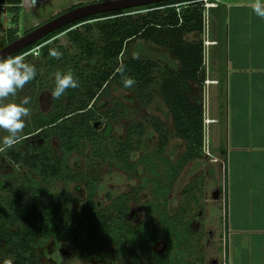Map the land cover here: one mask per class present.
<instances>
[{"label": "trees", "instance_id": "16d2710c", "mask_svg": "<svg viewBox=\"0 0 264 264\" xmlns=\"http://www.w3.org/2000/svg\"><path fill=\"white\" fill-rule=\"evenodd\" d=\"M179 1L185 0H164L146 5L152 9L136 16L124 14L129 9L83 16L9 55H23L37 69L36 77L24 87L49 83V74L69 69L79 78L80 85L67 90L77 92L76 105L64 106L63 95L52 98V108L46 113L35 114V129L23 133L18 142L23 144L29 134L42 131V134L59 138L61 152H56L50 143L24 153L12 147L6 149L11 160H22L39 177L25 175L17 187L13 180L0 179V187L7 191L6 195L0 193V264H5L6 260H11L12 264H44L43 247L67 240L74 243L80 255L104 260L108 264H201L200 261L205 264L204 236L200 228L193 225L197 214L192 211L200 207L199 202L186 195L185 201L175 210L169 208V187L172 188L186 162L203 154L204 143L203 100L192 85L202 86L204 83V41L200 37L187 38L190 33L198 36L203 32L204 6L202 0H191L182 4L179 10L168 5ZM21 2L0 0V16L9 11L11 22L17 23ZM77 24H82V28H74ZM64 30L73 51L49 40ZM17 37L16 29L9 27L2 44ZM137 37L168 48L179 60V67L160 68L154 60L139 57L121 59L124 48ZM34 47H37L38 56L31 52ZM51 47L59 48L63 55L50 57L48 50ZM83 61H90L91 67L85 68ZM121 64L125 66L123 73L116 71ZM156 69L160 77L159 96L171 114L173 135L186 141L183 152L172 160L165 152L170 133L162 124H157L158 141L150 153L159 158L154 160H159L162 166V180L172 179V184L166 183L159 190L140 187L109 193L107 201H95L100 177L97 166L114 162L130 178L141 174L144 169L147 176L149 160L144 158L150 153L141 152L136 156L146 133L141 122L131 125L125 136H117L114 141L109 139L114 124L106 123L98 133L100 130L96 120L92 119V108L100 104L99 96L103 91L110 85L121 84L126 76L135 79L133 88L142 100L145 89L154 82ZM54 83L55 79L51 82V89ZM144 100L151 101L146 96ZM85 139H89L92 145L87 154L81 151L86 154L87 166L93 173L84 171L87 199L80 203L79 197L68 188L54 191L43 181L80 179L84 172L68 169V154L75 148L85 147ZM141 163L143 166L139 168ZM135 205L141 207L137 209V212L141 211L139 218L133 215ZM182 206L183 212H180ZM191 235L196 236L197 241L194 242ZM195 251L196 261L187 256ZM227 253L226 241V262Z\"/></svg>", "mask_w": 264, "mask_h": 264}, {"label": "rangeland", "instance_id": "374dc122", "mask_svg": "<svg viewBox=\"0 0 264 264\" xmlns=\"http://www.w3.org/2000/svg\"><path fill=\"white\" fill-rule=\"evenodd\" d=\"M73 1L78 0H45L35 4H22L17 23L11 22V12H3L0 16V47L5 45L2 44V41L6 38L7 29L9 27L15 28L16 34L20 36L34 25L47 20L56 12L66 8ZM145 6L146 5L132 7L125 11L124 14L136 16L138 14H144L152 9ZM218 11L219 14H221V7ZM208 20H210L211 25L212 15H209ZM75 27L82 28V24H77L74 28ZM220 29H222V27ZM187 38H194V33L188 34ZM49 40H54L59 44L69 47L72 51L74 50V47L68 39L66 30L57 32ZM33 49L34 50L31 51L33 55L38 56L37 47H34ZM218 49V53L222 57V41L220 42ZM213 52H215L214 47H212V53ZM131 57L154 60L160 68L165 66L168 68L179 67V63L175 59L173 53L166 47L141 37L133 39L132 42L124 48L120 55L121 59ZM35 59L36 57L34 60ZM82 63L85 68L91 67L90 61H83ZM41 72H43V70H41ZM158 72L159 71L156 69L154 72V82L145 89L142 100L140 99V95L134 90L133 86L125 89L122 86V83L118 85H108V89L103 91L99 96L100 104L94 106V109L92 108L94 111L92 119H95V122H97V129L100 130L98 133H101V130L106 123H113L114 127L109 139L114 141H116L117 136H125L127 130H130L131 125L141 122L146 133L142 140L141 148L137 150V157L139 154L141 155V152L146 154L155 149L158 141L157 124H162L163 128H166L170 133L168 147L165 152L171 156L172 160H175L185 149L186 141L181 137L173 135L174 127L171 121V114L169 113L165 102L159 96L158 89L160 77ZM55 73L56 72L48 75V79H50L49 83L36 84L34 87H24L17 91L15 97L10 96L5 99V102H18L24 95L31 97L30 104L28 105L30 108V115L25 118V126L20 135L35 129V114L38 112L46 113L52 108L53 101L50 96V91L51 82L54 80ZM206 81L207 79L204 78L202 86L199 85V95L202 97L204 108V143L202 150V155L204 156H202V158L190 159L183 165L182 170H180L179 174L173 181L172 188L169 187V190H171L169 195V208L171 211L175 210L182 201H185L186 195L190 198L193 197V200L196 199L199 202L198 206L200 207L198 209L193 207V214H197L193 225L196 228H200L204 236L202 240L205 251V264H223L224 243L222 239L223 232L221 219L223 209L222 186L224 175L223 169L221 172L220 164L217 163L221 160L218 161L214 156L215 150L213 149L214 143L212 142L215 138L214 129L206 123L210 108L214 110V108H218L219 104L222 105L223 90L219 86L215 89H210L208 87L209 83ZM196 85L197 84H195V86ZM150 95L152 97H150ZM145 96L146 99H151L149 103L148 100H144ZM76 99V91L71 92L66 90V93L63 95L62 103L64 106H73L77 104ZM99 125L101 127H99ZM5 134V130H0V136ZM212 135L214 137L213 139ZM84 142L87 144L85 147L80 146L75 148L68 154L67 166L71 171H90L93 173L87 166L88 159L86 156L90 151V145H92V142L89 139H85ZM48 143L51 144L56 152H61L59 138L56 135L42 134V131H35L29 134L23 144L17 143L13 145L12 148L24 153L27 150L37 149ZM81 150H84L86 154ZM144 159L149 160L147 161L149 166L147 176L145 174L146 169H144L141 170V174L130 178L128 177L127 172L116 166V163L114 162L110 165L101 164L97 166L98 172H100V177L97 181L99 186L98 192L95 195V201H107L109 193L117 194L129 189L138 190L140 187H145L146 190H159L164 188V184H169L171 182L170 180L172 179H168L169 181L166 179L162 180L163 169L159 160H154L159 159L154 153H150L148 157ZM135 160H137V158H135ZM142 166L143 164L141 163L139 168H142ZM25 175H36L39 177L35 170L30 168V166L25 164L22 160L19 162L11 160L9 155L6 154V149L0 151V179L8 180V182L13 180L15 181V183L13 182V185H16L15 187H17ZM82 176L80 179L43 181V184H48L49 188L54 191L68 188L73 192L74 196L79 197V202L81 203L86 201L88 190L85 185V172ZM186 187L188 188L185 191L184 189ZM189 188L190 190H188ZM145 192L147 191L144 190V193ZM0 193L6 195L7 191L0 187ZM138 208L141 209L140 206H134L133 215H136V218L141 216V211L137 212ZM183 208L184 206L181 207L180 212H183ZM192 236L193 235H191V237ZM193 241H197L196 236H193ZM193 247L198 249L196 244H193ZM183 255L186 257L185 252ZM187 256L189 259L196 261V251L193 252L192 255L189 254ZM188 258L186 257V259ZM42 259L44 264H108V262L104 260L88 259L87 257L80 255L74 243L68 240L66 242L58 243L51 242L43 247ZM200 263L202 264V261H200Z\"/></svg>", "mask_w": 264, "mask_h": 264}, {"label": "crops", "instance_id": "0c3cea01", "mask_svg": "<svg viewBox=\"0 0 264 264\" xmlns=\"http://www.w3.org/2000/svg\"><path fill=\"white\" fill-rule=\"evenodd\" d=\"M248 3L219 0L206 7L202 1L204 30L194 35L204 41L208 87L223 90L222 105L210 108L207 121L214 129V156L221 160L217 163L224 175L221 224L227 236L226 264H264V18Z\"/></svg>", "mask_w": 264, "mask_h": 264}, {"label": "clouds", "instance_id": "9594fccd", "mask_svg": "<svg viewBox=\"0 0 264 264\" xmlns=\"http://www.w3.org/2000/svg\"><path fill=\"white\" fill-rule=\"evenodd\" d=\"M239 6V5H238ZM258 17L264 18V0H249L246 5ZM50 57L59 58L63 55L59 48L51 47L48 50ZM117 72L123 73L125 66L121 64ZM37 75L34 64L25 60L23 55H15L0 58V130H5L6 134L0 136V151L11 148L23 137L20 135L24 126L25 118L30 115L31 97L22 96L18 102L8 101V97H15L19 89ZM54 87L50 91L53 99H58L66 93L69 88H77L80 85L79 78L74 75L72 70L56 71ZM135 84V79L126 76L122 79L125 89L131 88ZM5 264H12L11 260H6Z\"/></svg>", "mask_w": 264, "mask_h": 264}, {"label": "water", "instance_id": "95a60500", "mask_svg": "<svg viewBox=\"0 0 264 264\" xmlns=\"http://www.w3.org/2000/svg\"><path fill=\"white\" fill-rule=\"evenodd\" d=\"M158 1L164 0H97L84 2L64 11L60 10L61 12H56L52 17L36 24L29 31L1 46L0 58L8 57L21 48L42 38L46 34L80 17L91 15L93 13L149 5ZM95 124H97V122H95Z\"/></svg>", "mask_w": 264, "mask_h": 264}, {"label": "built area", "instance_id": "2783aa9c", "mask_svg": "<svg viewBox=\"0 0 264 264\" xmlns=\"http://www.w3.org/2000/svg\"><path fill=\"white\" fill-rule=\"evenodd\" d=\"M190 1L191 0L179 1V2L170 3L168 5L169 6H175L179 10L181 8L182 4H188ZM202 1L204 2V5L206 7H209L210 4H212V6L217 5L219 0H202ZM21 4H35V0H22ZM208 41L209 40H207V39L205 40L206 43H208ZM208 118H206V123H209L207 121ZM224 200H225V197L222 194V204H224ZM222 239H223V243H224V246H223V264H226V241H227V236H224V233L222 235Z\"/></svg>", "mask_w": 264, "mask_h": 264}, {"label": "flooded vegetation", "instance_id": "af4514ba", "mask_svg": "<svg viewBox=\"0 0 264 264\" xmlns=\"http://www.w3.org/2000/svg\"><path fill=\"white\" fill-rule=\"evenodd\" d=\"M89 1H97V0H78V1H73V2L70 3V5H68L66 8L61 9V11H64V10H66V9H68V8H71V7H73V6H76V5L82 4V3H84V2H89ZM130 8H132V7L124 8V9H130ZM61 11H58V13L61 12ZM51 17H52V16H51Z\"/></svg>", "mask_w": 264, "mask_h": 264}]
</instances>
